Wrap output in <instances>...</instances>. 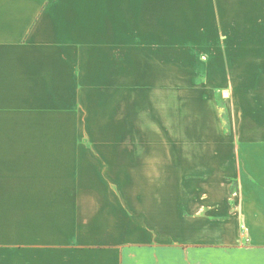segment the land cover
<instances>
[{
    "label": "crops",
    "instance_id": "crops-1",
    "mask_svg": "<svg viewBox=\"0 0 264 264\" xmlns=\"http://www.w3.org/2000/svg\"><path fill=\"white\" fill-rule=\"evenodd\" d=\"M88 4L98 22L91 48L79 10ZM152 51L264 53V0H0V264L10 254L16 264H50L63 235L55 175H17L9 166L15 133L51 130L66 84L70 94L73 60L81 75L82 61L90 63L99 79L104 68L135 67ZM258 171L247 175L248 188L237 176L199 175L192 181L201 190L194 184L190 194L178 182L162 183L150 208L137 207L144 220L151 212L160 238L130 246L129 264H264L263 151Z\"/></svg>",
    "mask_w": 264,
    "mask_h": 264
},
{
    "label": "rangeland",
    "instance_id": "rangeland-1",
    "mask_svg": "<svg viewBox=\"0 0 264 264\" xmlns=\"http://www.w3.org/2000/svg\"><path fill=\"white\" fill-rule=\"evenodd\" d=\"M79 10L88 17L91 48L96 7ZM146 56L135 67L113 73L106 67L99 79L89 74L90 63L82 61L81 75L73 60L70 94L66 84L51 130L14 135L17 156L9 166L17 175H55L63 235L50 264H129L130 246L160 238L151 212L144 220L138 205L150 208L162 183L178 182L187 194L202 186L192 181L199 175L254 183L247 175H257L264 153L258 132L264 129V53ZM232 180L237 191L239 180ZM171 199L175 204V193ZM13 257L9 264H16Z\"/></svg>",
    "mask_w": 264,
    "mask_h": 264
}]
</instances>
